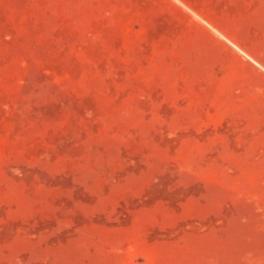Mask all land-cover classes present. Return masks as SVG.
Listing matches in <instances>:
<instances>
[{
	"label": "rangeland",
	"instance_id": "374dc122",
	"mask_svg": "<svg viewBox=\"0 0 264 264\" xmlns=\"http://www.w3.org/2000/svg\"><path fill=\"white\" fill-rule=\"evenodd\" d=\"M0 264H264V0H0Z\"/></svg>",
	"mask_w": 264,
	"mask_h": 264
}]
</instances>
